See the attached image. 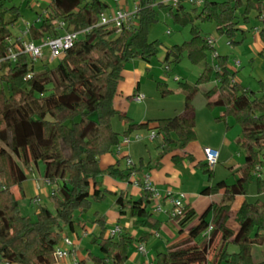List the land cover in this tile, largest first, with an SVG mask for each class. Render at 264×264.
<instances>
[{
    "label": "trees",
    "instance_id": "obj_1",
    "mask_svg": "<svg viewBox=\"0 0 264 264\" xmlns=\"http://www.w3.org/2000/svg\"><path fill=\"white\" fill-rule=\"evenodd\" d=\"M154 3L155 0H139L134 22L128 29L119 32L105 27L93 29L58 57L53 68L44 64L37 70L35 63H29L23 55L15 63L0 65L1 260L13 264H52L63 228L73 230L74 213L83 215L93 202L105 198L97 181L102 174L99 158L111 153L121 138L148 128V124H137L119 116L113 100L125 65L136 58L149 62L156 54L157 43L147 38L149 26L155 20ZM183 3L169 7L175 22L193 23L194 18L213 22L217 32L228 38L238 31L237 11H244L245 20L252 10L257 11L258 16L264 11V0H205L198 14L196 9L194 14L187 12ZM107 9V4L100 0H52L38 16L41 20L30 27L28 38L38 41L44 37H58L65 31L83 30L97 23ZM9 14L12 17L7 19ZM18 16V10L7 9L0 0V59L6 56V40L12 37L11 28ZM60 23L65 25L63 29H59ZM257 31L264 41V25ZM191 34L189 42L168 50L165 63L170 56L178 62L183 52L193 63L202 61L208 52L214 54V47L201 39L194 25ZM216 59L218 70L206 66L194 84L180 83L185 96L184 115L158 120L156 137L160 138L162 152L172 145L183 149L195 140L191 103L199 87L209 83L213 76L215 84L204 94L206 106L208 109L222 107V118L235 120L241 129L237 143L245 151V159L238 174H234L233 184L220 181L201 191L205 196L220 194V203L211 205L184 239L158 253L156 264H264V254L261 261H254L251 255L252 245L264 241V204L245 201L235 216L238 232L234 234L226 226L234 198L246 196L253 181L257 194L264 193V165L258 158V151L263 152L264 157V94L260 98L253 97L233 82L234 75L226 67L227 57L216 56ZM29 73L31 78L24 80ZM156 89L162 97L171 94L164 84L157 83ZM213 97L215 99L210 101ZM114 118L128 126L125 132L114 131ZM39 162L44 166L43 181L55 187L49 196L55 210L51 212L39 206L35 221H31L20 215L14 189L22 193L26 171L32 172V166ZM197 166L211 179L212 171L206 164ZM137 171L132 165L125 171L108 168L105 173L123 180ZM151 198L147 190H142L141 197L136 200L119 193L115 205L118 214L128 212L136 226L157 230L160 223L147 210ZM195 219L194 211L186 206L184 217L178 221L180 233ZM95 222L100 233L93 243L99 241L104 256L89 257L90 263L81 260L79 264H125L129 245L145 243L151 236L145 232L134 241L121 232L109 238L105 220L100 218ZM210 223L213 230L209 238H204ZM230 242L240 247L239 253H226V245ZM213 246L216 247L212 249Z\"/></svg>",
    "mask_w": 264,
    "mask_h": 264
},
{
    "label": "crops",
    "instance_id": "obj_2",
    "mask_svg": "<svg viewBox=\"0 0 264 264\" xmlns=\"http://www.w3.org/2000/svg\"><path fill=\"white\" fill-rule=\"evenodd\" d=\"M124 3L127 4V0H125ZM254 33H258L257 29ZM257 48L262 49L261 46H257ZM145 65V62H141L137 68L133 67V70L122 72V79L127 76L130 78V86L128 90H120L119 83L117 94L113 100V107L119 116L128 118L137 124H148V128L146 130L134 131L131 135H141L143 139L133 141L128 145L122 146L120 154H117L115 149H113L111 153L105 154L99 158L98 164L103 175L98 178V182L100 190L111 194V196H109L111 198V200H109L110 204L108 205V208L103 211L100 209V205L103 203L102 201L93 202L91 209L85 214V219L82 220H94L95 217V219L103 218L106 220L107 226H114L109 230L119 227L117 226V223L126 218L128 212L125 215L118 214L117 206L115 205L117 195L119 193H125L128 198L133 200L140 198L142 195V189L139 186H136L134 182H141L143 176L147 174L150 177L151 185L159 193L158 199L155 200L151 198L147 207V210L151 213L152 217L160 223L159 228L154 230L155 232L152 233L151 236H153L154 239H159L160 235H163L166 238L165 248L167 249L169 246L184 239L187 236L188 231L197 224V220H199V218L211 205L220 203V194L205 196L201 195V191L208 186L214 185L215 182L217 183L223 181L217 180L220 179L218 175H221L222 171H224L223 173L226 175L227 172H225V169H227L230 173L238 174L239 169L243 165V161L242 155L239 152L235 153V147L238 146L237 140L241 136V129L232 117L222 118L224 108H207V100L204 97V94L208 91L207 90L202 93V96L205 99V106L202 109L201 117L194 113L195 140L190 142L183 149H179L172 145L171 149L166 152H162L159 137H156L153 141H149L145 138V136H147L150 131H155L158 120L171 118L173 116H183L185 96L181 90H177L178 92L176 91V94L173 93L171 96L163 98L159 95L157 89L154 88V91L152 90L149 95L147 94L148 96L145 97L142 102H135L133 100L135 95L146 93L141 85V80L145 75ZM197 94L194 96L192 102L197 97ZM214 99L215 98L213 97L210 101H213ZM237 126L240 130L236 128ZM112 127L115 132L121 134L127 130L128 126L118 118H114L112 121ZM122 139L123 138H121V140ZM175 139L176 138L174 136V140ZM204 148H212L219 152L218 163L211 169V179H208V177L206 179L203 171L197 166L199 163L205 164L203 157ZM126 160L131 161L132 165L137 168L138 171L135 174V178L130 177L128 179L119 180L117 177L113 178L105 173L108 168L112 167L122 171L127 170L128 167L126 165ZM30 173H33V171ZM224 182L227 185L233 184L227 183L226 181ZM30 183L34 189L33 198L31 199L33 205L41 202L40 196L49 198L52 190L54 189L44 181L43 183L45 186L43 188L38 187L34 181ZM167 193H170L173 198H175L178 194H183L184 206L193 210L196 215V219L188 227H186L182 233H180L178 223L171 218V212L173 209L171 202L172 197L166 196ZM247 197L248 196L241 195L236 196L228 212L226 226L234 234H236L239 230V226L235 221L236 213L245 201L248 202ZM263 197L264 193L257 194V192H255L254 195H250V198L254 202L260 201L262 204H264L262 201ZM108 199L109 198H107L106 201ZM157 206L160 207V212H156L155 209ZM82 226L83 236L93 234L94 226L90 229V231L87 229L86 222ZM121 232L124 233L122 228ZM176 232L177 235L179 233L178 236H176ZM150 241L151 239L148 238L145 243H141L145 247L147 252L146 255H142L137 252L138 255L128 259L125 264H145V260H147V264H151L150 261L155 262L157 255L154 256L152 251L156 243H149ZM218 241L219 238H217L216 244H218ZM138 245L139 244L136 245V248ZM212 249L214 248L212 247ZM80 252V249H77L78 261L84 260L79 254ZM252 258L254 260L253 255ZM208 264H210V262H208Z\"/></svg>",
    "mask_w": 264,
    "mask_h": 264
},
{
    "label": "rangeland",
    "instance_id": "obj_3",
    "mask_svg": "<svg viewBox=\"0 0 264 264\" xmlns=\"http://www.w3.org/2000/svg\"><path fill=\"white\" fill-rule=\"evenodd\" d=\"M51 1L52 0H3L4 6L7 9L14 8L19 12L17 21L11 28L12 37H19L20 33L24 29V25L26 23L33 24L37 20L38 16L46 8H48ZM100 1L105 2L108 6V9L103 13L104 16L112 15V13H114V11L119 8L134 11L135 5L139 2V0H127L128 3L126 4L124 3L125 0H119L117 5L114 0ZM170 1L171 0H155L154 3L155 20L149 26L147 38L149 42H156L157 48L156 54L151 57L149 62H145V75L141 80V85L143 86L146 93L141 94L144 95V97H147L152 92V90L154 91V88L156 89L157 83L166 85L167 89L171 91V94L164 96L163 98L169 97L173 93L176 94L177 90L182 91L180 83L194 84L199 79L206 66H212L215 68V65L217 64L216 56H220L227 57L226 67L229 73L234 75L233 82L240 85L248 93H252L253 97L260 98L264 94V41L261 40L259 32L254 33V31L256 29H261V27L264 25V11L260 16H258L257 11H250L247 16V20H245L243 17V10L237 11L236 28L238 29V31L235 33L234 37L228 38L226 35H220L217 32V27L213 22L202 21L197 18L193 19V23L181 24L175 22L173 15L169 11V7L172 6ZM209 1L219 2L221 0ZM183 5L185 6L184 8L186 9V11L192 14H194V9H196V14H198L202 8L200 6L197 7L195 5H191L188 2H184ZM10 17H12L11 14L7 16V19H10ZM193 25L198 28L201 39H210L213 42L212 46L215 49L214 54L208 52L206 57L202 61L193 63L188 59L187 53L183 52L178 62H175L173 57L170 56L168 62L165 63L164 59L168 50H170L175 45L181 46L183 43L189 42L191 40V27ZM257 46H261L262 49L257 48ZM141 62L144 61L137 58L130 60L125 65L124 72L133 70V67L137 68ZM235 62H240V66L236 67ZM57 63L58 58L53 59L49 56L48 53H45L44 59L35 63V68L37 70H41L44 64H48L50 68H53L57 65ZM166 67L168 68L167 70ZM214 79L215 78L212 76L209 83L203 84L199 87L200 91L197 94L195 100L191 103L194 113H196V115L199 117H201L202 109L205 106V99L203 98L202 93L211 89L214 86ZM129 86L130 78L127 76L121 80L120 90H128ZM236 128L240 130L238 126ZM172 137L174 138V136ZM235 148V153L239 152L242 155V161L244 162L245 151L240 147V145ZM258 158L260 161L263 162L264 165L263 152L258 151ZM32 168L33 173H30V171H26L27 179L25 183H23L22 193L14 189V194L17 198L18 211L20 215L31 219V221H35L36 212L39 206L45 207L49 211L54 212L55 204L52 199L45 198L44 196H40L41 202L39 204H32L31 199L33 198L34 189L31 186L30 182L34 181L36 185L40 188H43L45 186L43 183V164L39 162L37 166H32ZM118 170L122 171L120 169ZM223 172L224 171H222L221 175H218L220 179L217 181L223 180L227 183H233L235 181L233 173H230L227 169H225V172L229 174L226 173L225 175V173ZM102 175L103 174H101L98 178H100ZM205 176L207 179V175ZM117 178L119 180H122L119 177ZM255 192H257V187L255 181H253L250 184L248 188V193L246 195L248 196V202L250 201L249 203L254 202L250 198V195H254ZM109 196H111V194L109 192H105L106 199H109L107 201L105 198L102 200L103 203L102 205H100V209L103 211H105L108 208V205L110 204L109 200H111V198ZM262 201L264 202V197L262 198ZM85 214L80 215L78 212L74 213L73 230L68 227H64L60 234V241L65 237L70 238L73 241L76 249H80L81 252L79 254L81 255V257L88 263H90V261H88L89 257H103L104 253L100 250L99 241L96 244L93 243L94 237L98 236L100 233L99 225L95 222L100 218L95 219V217L94 220H88L87 217V220H82L85 219ZM126 216V218L120 220L117 223V226L121 227L123 229L124 234L128 235L129 237H132L134 241H137L145 232L149 234L155 232L152 229H145L136 226L133 223V219L129 216V213ZM209 218L210 216L208 217V219ZM84 221L87 223V229L89 231L94 226L93 234L83 236L81 224H84ZM112 227L114 226H107V231ZM178 235L176 232V236ZM149 238L151 239L149 243H156L152 251L154 256H156L158 253H163L166 251V238L163 235H160L159 239H154L153 236H150ZM136 245L137 242H134L129 245L127 260L138 255L137 251H134L136 250ZM214 247L216 246H213V248ZM225 251L227 254H234L239 253L240 250L238 245H235L230 242L226 245ZM263 254L264 241L260 244L252 245V255L255 261H261ZM146 262L147 260H145V264H147ZM150 262L151 264H156L153 261ZM65 263L70 264V260L67 259Z\"/></svg>",
    "mask_w": 264,
    "mask_h": 264
},
{
    "label": "built area",
    "instance_id": "obj_4",
    "mask_svg": "<svg viewBox=\"0 0 264 264\" xmlns=\"http://www.w3.org/2000/svg\"><path fill=\"white\" fill-rule=\"evenodd\" d=\"M116 3L119 0H114ZM173 6L177 5L180 2H188L191 5H195L197 7L203 4V0H171L170 1ZM139 3V2H138ZM138 10V4L135 5L134 11H130L129 9L119 8L110 16H101L100 19L94 25L85 28L80 31H65L61 35L55 38L44 37L38 41H33L29 39V29L32 24L26 23L24 25L23 31L20 33L19 37L9 38L6 40L8 45L6 56L0 59V65L2 63H15L17 62V58L19 56H25L29 63L34 64L38 61H42L44 59V54L48 53L51 58H58L64 55L68 50H70L77 40L83 38L88 35L93 29L98 27L105 28H113L116 32L121 31L123 28L128 29L134 22L136 12ZM44 14V13H43ZM45 15V14H44ZM41 18H37L35 21L38 23ZM34 22V23H35ZM65 27L64 24H59V29H63ZM206 42L209 45H212L213 42L210 39H206ZM236 67L240 66V62H235ZM168 68L166 67V70ZM215 69L218 68L215 66ZM31 73H29L24 80H29L31 78ZM144 95L137 94L133 97V100L137 103H140L144 100ZM145 138L149 141H153L156 138L155 131H150ZM143 139L141 135H130L124 137L121 142L115 147V152L120 154L121 147L124 145H128L130 142L139 141ZM203 157L204 162L209 169H212L217 163L219 159V152L212 148H204L203 149ZM126 165L128 168L132 167V163L129 160H126ZM136 173H132L131 178H135ZM134 184L139 186L142 190H147L151 193L152 199H158L159 193L158 191L151 185L149 175H144L141 182L135 181ZM166 196L172 197L170 193H167ZM171 202L173 205V209L171 212V218L178 223V221L184 217L185 215V206L183 203L184 195L178 194L175 198H171ZM156 212H160L161 209L159 206L156 207ZM213 230V226L210 223L207 230L204 232L203 237L209 238L210 233ZM121 233V228L115 227L112 230L108 231V237L114 238ZM86 234V233H85ZM137 252L146 255V250L143 244H139L136 248ZM53 263L52 264H65V261L68 259L71 260V264H79L77 260V249L73 243V241L65 237L62 239L59 244L55 247L53 255ZM0 264H13L7 261L0 259ZM33 264V263H30Z\"/></svg>",
    "mask_w": 264,
    "mask_h": 264
}]
</instances>
